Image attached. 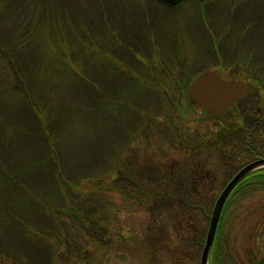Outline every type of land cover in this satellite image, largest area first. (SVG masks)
Returning a JSON list of instances; mask_svg holds the SVG:
<instances>
[{
	"label": "rangeland",
	"instance_id": "rangeland-1",
	"mask_svg": "<svg viewBox=\"0 0 264 264\" xmlns=\"http://www.w3.org/2000/svg\"><path fill=\"white\" fill-rule=\"evenodd\" d=\"M239 1L238 7L245 0ZM246 3L235 11L231 0H207L202 12L198 0H0V51L6 52L0 53V94H9L0 98V131L20 163L51 166L21 169L23 183L11 181L6 190L0 177V264H199L202 245L192 246L187 234L176 236L175 227L166 239L167 224L151 222L144 204L107 188L106 182L117 180L107 164L174 156L170 144L177 142L157 131L164 117L184 119L190 132L204 130V109L185 94L188 78L197 74L220 73L222 79L252 85V96L245 95L249 104L241 110L249 126L258 113L264 117V71L256 78L247 74L253 58L243 33ZM219 58L224 66H217ZM9 67L18 77L10 74L6 84L2 74ZM163 74L178 76L179 83L169 80L170 94H161L162 84L159 89L146 83ZM230 160L241 165L251 158ZM210 164L203 168L212 192L210 183L201 185L208 202L228 178L224 168ZM59 177L76 183L57 186ZM98 179L101 185L94 186ZM12 188L20 189L12 195ZM94 192H107L110 202L103 196L93 206L84 203ZM76 202L102 214L108 231L91 239L79 229L78 249L67 255L52 234L62 230ZM20 203L25 205L18 209ZM213 203L209 211L193 210L189 223L177 225L180 233H206ZM221 220L215 235L223 240L219 256L226 264L229 256L245 259L246 249L263 256L264 191L246 194Z\"/></svg>",
	"mask_w": 264,
	"mask_h": 264
},
{
	"label": "trees",
	"instance_id": "trees-1",
	"mask_svg": "<svg viewBox=\"0 0 264 264\" xmlns=\"http://www.w3.org/2000/svg\"><path fill=\"white\" fill-rule=\"evenodd\" d=\"M15 43L16 41L13 40L11 45L15 46ZM0 53L5 56L6 52L5 50H1ZM15 69L16 67L14 66L13 70ZM12 73L18 77V73L16 74L12 71L11 67L6 70L5 75L2 74L6 79V84H11L9 78ZM18 84L23 92L27 91L25 83L21 84L19 82ZM6 95L9 94H0V98L2 97V99H4L3 97ZM10 95L13 96L14 94ZM24 100L29 107L34 105L32 100L29 99L28 94H24ZM243 100L247 102L246 96L237 100L235 104L219 117L212 116L208 110L201 106V108L204 109L201 120L207 124L206 128L202 131L198 128L190 132L188 126L189 122L187 123L184 119H180L179 121L175 119L176 121H173L171 116L164 117L161 122L163 124L161 130H158L161 124L156 125L158 126L157 131L160 133V136L164 137L163 139H168L170 142L175 140V142H177V146L173 143L170 144V148L174 149V156L155 162H145L143 161L145 159H141L140 161L134 159L129 162L114 160L115 162H111V164L108 163L107 167H109L106 168L114 172L115 177L117 176V180H112L110 182L111 185L109 182H106L105 185H108V189H117L121 193H124L123 195H126L127 198H134L139 201L140 204H144L148 210L149 220L151 222L156 224H167L168 228L165 233L166 239H168L170 232L172 233L173 227H175L176 236L187 234V237H189L188 242L191 243V245L203 246L202 243H204L205 239L204 230L195 235H191L190 230H186L184 233L181 231L180 233L177 225L183 222L185 224L189 223L193 215V210L195 209L202 211L207 209L209 211L211 204L215 201L211 198L208 202L205 196L208 191L212 190V187L210 175H207L206 172L204 173V165L217 163L219 167L224 168L227 173L226 175H228L225 181L226 184L231 176L245 164L239 165L238 161L232 163L230 157H233V161L239 160L240 155L245 159L264 157V117H260L262 116L261 112L258 113L259 115L257 116H259V119H252L253 125L249 126L246 120L247 114L242 112L240 107L245 105L244 108H246L249 103H242ZM234 106L239 110H233ZM33 107L35 112H37V107ZM230 112L232 116L228 117L227 114ZM154 121L155 120L150 119L149 122ZM209 121L220 124L213 128L210 127ZM0 124H3L2 120H0ZM166 125H168V127H166ZM3 131L4 130L0 131V136L2 138L0 145V177L5 183L3 184L4 190H6L5 186L10 187L12 185L11 181L13 183L22 182L19 177L21 169H36L37 167L42 168L43 166L51 167L50 164L45 163H20L18 161L19 156H17V154H12L9 147H6V142H9V138L5 136L6 134ZM212 157L219 159L215 162L214 159L213 161L210 160ZM15 160H17V162H15ZM59 179L60 182H57V186L60 187L69 188L70 185L76 183L69 182L66 178L63 179L59 177ZM100 181L99 179L93 180V185L100 186ZM205 182L210 183V187L208 191L202 192L204 186L201 187V185ZM136 188L140 189L139 192L135 190ZM18 189L20 188H12L10 193L16 195ZM262 191H264V167L258 168L245 175L233 188L224 203L218 226L222 221L223 214L229 207L245 197L246 194L251 195ZM10 193L9 196H11ZM105 194L108 193H91L89 195L90 199L88 198L84 203L88 201L91 206L101 203L98 197L103 198ZM2 197L0 198L3 200L4 197ZM104 198L107 202H110L107 196ZM38 201L42 202L40 199H38ZM76 203V205L71 207L73 210L67 212L68 218L64 221L65 224L59 223L60 226H62V230L58 232L55 231L52 234V237L56 239L55 243L59 246L62 245L66 249L67 255L78 249L77 231L79 229L83 230L91 239L98 234L103 236L108 231L103 224L102 214H100V217H98V215L95 216V209L88 210L83 204L79 202ZM15 204L18 205V202ZM22 205L24 206L25 204L20 203L18 209H21ZM171 213H175L174 216ZM208 216L209 213H207V218ZM6 219H8V217ZM216 232L218 233V230H216ZM222 241L223 240H219L216 234L210 249L213 264H226L219 256L222 250L220 248ZM98 244L102 245L103 243ZM250 250L251 249L245 250L247 255L245 259L237 257L236 260H234L232 256H229L228 259L230 258L229 261L231 264H264V254L262 257L257 258L251 255ZM226 251L228 252V249H226ZM192 255L194 256V254Z\"/></svg>",
	"mask_w": 264,
	"mask_h": 264
},
{
	"label": "water",
	"instance_id": "water-1",
	"mask_svg": "<svg viewBox=\"0 0 264 264\" xmlns=\"http://www.w3.org/2000/svg\"><path fill=\"white\" fill-rule=\"evenodd\" d=\"M170 4H177L182 0H163ZM252 91L251 86L243 82H232L222 79L217 74H200L188 85L187 95L190 100L196 101L207 109L214 117L221 116L236 100ZM264 167V157H256L241 168L227 181L214 201L208 228L202 247L199 264H207L208 254L215 236L217 224L224 203L233 188L248 173Z\"/></svg>",
	"mask_w": 264,
	"mask_h": 264
},
{
	"label": "flooded vegetation",
	"instance_id": "flooded-vegetation-1",
	"mask_svg": "<svg viewBox=\"0 0 264 264\" xmlns=\"http://www.w3.org/2000/svg\"><path fill=\"white\" fill-rule=\"evenodd\" d=\"M198 1L201 4V11L203 12L207 0H198ZM246 1L249 2L250 5H248L246 7V13H245L246 19H245V23H244V28H243L244 32L243 33L247 36V38L249 40V43L247 45L248 52H250L249 55H251V59L253 58L252 63H250V61H249L250 58L248 59L249 64H248L247 74H248L249 78H254V77L256 78V76H254V74L256 72L264 71V4H263V1L260 0L262 7H259L258 1H256V0H249V1L245 0L243 2L244 3L243 5H245V4L247 5ZM238 4H242V2L239 0H231V9L232 10L234 9L236 11L243 6V5H241L240 7H238L237 6ZM223 63L224 62H222V60L219 58L217 66H224ZM161 66H162V64H161ZM152 67H153V65H150V68H152ZM162 68L166 72V69L164 68V66ZM202 74H205V73H202ZM208 74H210V73H208ZM212 74H216V73H212ZM219 74L220 73H218L217 75H219ZM198 75H200V74H197V75L191 77L190 79L188 78V81H187V84L185 87V94H187L188 85ZM172 77H168V75H166V74L158 75V76L152 75L149 77L150 79H146V83L154 84L159 89H160L159 86H161L160 84H162L163 90L162 91L160 90L161 94H170L169 91L167 90V87L170 86L168 84L169 80L172 81L173 79H176L175 82L179 83V80L177 78L178 76L173 75ZM151 78H157L156 82H153L151 80ZM260 81L263 82V79ZM246 84H248V83H246ZM248 85L251 86L252 91L250 93H248L247 95L252 96V93L254 92V87L250 84H248ZM187 97H188V95H187ZM170 103L174 104L172 100H170ZM200 106H201V104H200ZM201 251H202V249H201ZM212 259L213 258L211 257V254L209 253L207 264H213Z\"/></svg>",
	"mask_w": 264,
	"mask_h": 264
}]
</instances>
